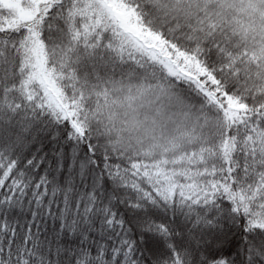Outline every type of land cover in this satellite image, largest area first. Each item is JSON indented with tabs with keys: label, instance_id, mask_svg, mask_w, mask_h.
Masks as SVG:
<instances>
[{
	"label": "snow or ice",
	"instance_id": "1",
	"mask_svg": "<svg viewBox=\"0 0 264 264\" xmlns=\"http://www.w3.org/2000/svg\"><path fill=\"white\" fill-rule=\"evenodd\" d=\"M0 264H264V0H0Z\"/></svg>",
	"mask_w": 264,
	"mask_h": 264
}]
</instances>
